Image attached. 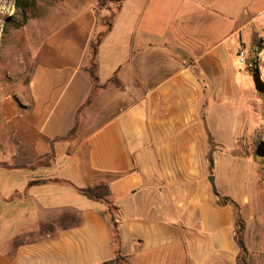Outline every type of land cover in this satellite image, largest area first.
<instances>
[{
	"label": "crops",
	"instance_id": "1",
	"mask_svg": "<svg viewBox=\"0 0 264 264\" xmlns=\"http://www.w3.org/2000/svg\"><path fill=\"white\" fill-rule=\"evenodd\" d=\"M236 1L121 0L38 37L28 99L0 111V264L113 261L105 204L79 192L101 181L120 263L232 264V211L207 181L216 108L225 129L237 50L264 31V12L236 21Z\"/></svg>",
	"mask_w": 264,
	"mask_h": 264
},
{
	"label": "rangeland",
	"instance_id": "2",
	"mask_svg": "<svg viewBox=\"0 0 264 264\" xmlns=\"http://www.w3.org/2000/svg\"><path fill=\"white\" fill-rule=\"evenodd\" d=\"M119 1L35 0L22 11L15 7V0H0V111L4 99L17 105L22 98L28 99L33 48L43 32L63 25L88 6L114 11ZM232 5L231 14L239 23L247 19V14L253 18L264 12V0H238ZM263 23L264 16L253 27ZM103 26L106 29L104 22ZM261 42L240 45L247 59L236 65L238 91L226 108L225 129L216 108L214 132L221 139L217 145L223 147H219L214 162H209V176L214 178L218 200L233 202L227 204L232 211L233 240L239 236L235 225L238 216L245 248L243 253L237 249L232 264H264V31ZM110 214L114 216L113 210ZM115 264L122 263L118 260Z\"/></svg>",
	"mask_w": 264,
	"mask_h": 264
},
{
	"label": "trees",
	"instance_id": "3",
	"mask_svg": "<svg viewBox=\"0 0 264 264\" xmlns=\"http://www.w3.org/2000/svg\"><path fill=\"white\" fill-rule=\"evenodd\" d=\"M34 1L35 0H15V7L17 9L22 10V11H25L26 9H28L29 7H31L34 4ZM102 36H103V34H99L97 36L94 44L91 46L92 59H94V56L96 55L97 46L99 45V42H100ZM85 72L89 76V79L91 80L93 88L98 89L99 88V83H98L99 80H98V77L95 73V65L92 62V60H91L90 66L85 69ZM114 82L116 83V81L113 79L112 83H114ZM210 163H212V161H210ZM79 192L88 199L98 201L100 203L105 204L106 211L109 213L110 219L113 222V235H114V243L116 246L115 258L113 259V261L109 262L108 264H115L116 261L120 260L119 235H118L116 223L114 222L115 218L113 215L110 214V210H112L113 208L109 202L110 190H109L108 182L107 181H101V182L94 184L92 186H86L82 189H79ZM216 196H218V194ZM228 203L233 204V202L227 198H225L223 201L218 200V204L221 206H227ZM240 223H241L240 218L237 216L235 219V225H238V227L236 229V234H238L239 236L234 238V243L237 246V249L241 253H243V252H245V248H244L243 242H242L241 237H240V233L242 231V227H241Z\"/></svg>",
	"mask_w": 264,
	"mask_h": 264
},
{
	"label": "built area",
	"instance_id": "4",
	"mask_svg": "<svg viewBox=\"0 0 264 264\" xmlns=\"http://www.w3.org/2000/svg\"><path fill=\"white\" fill-rule=\"evenodd\" d=\"M236 57H237V62L238 63L244 64L246 62L247 53H246L244 47H242V46L239 47V49L237 51V54H236Z\"/></svg>",
	"mask_w": 264,
	"mask_h": 264
},
{
	"label": "water",
	"instance_id": "5",
	"mask_svg": "<svg viewBox=\"0 0 264 264\" xmlns=\"http://www.w3.org/2000/svg\"><path fill=\"white\" fill-rule=\"evenodd\" d=\"M207 181H208V183L210 184V187H211L212 193L215 194V195H217V191H216V188H215V183H214V178H213V176H212V175L209 176V177L207 178Z\"/></svg>",
	"mask_w": 264,
	"mask_h": 264
}]
</instances>
